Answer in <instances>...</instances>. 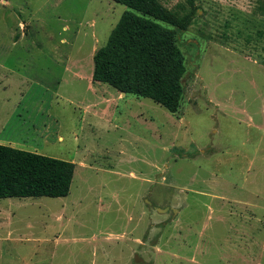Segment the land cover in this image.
Segmentation results:
<instances>
[{
  "label": "rangeland",
  "instance_id": "rangeland-1",
  "mask_svg": "<svg viewBox=\"0 0 264 264\" xmlns=\"http://www.w3.org/2000/svg\"><path fill=\"white\" fill-rule=\"evenodd\" d=\"M158 2L194 9L173 114L92 81L126 6L0 0V145L75 165L0 199V264H264V0Z\"/></svg>",
  "mask_w": 264,
  "mask_h": 264
},
{
  "label": "trees",
  "instance_id": "trees-1",
  "mask_svg": "<svg viewBox=\"0 0 264 264\" xmlns=\"http://www.w3.org/2000/svg\"><path fill=\"white\" fill-rule=\"evenodd\" d=\"M110 1L130 11L121 15L106 44L93 54L92 81L175 113L186 73L176 30L186 31L194 9L178 18L158 0ZM74 169L71 162L0 145V199L64 198Z\"/></svg>",
  "mask_w": 264,
  "mask_h": 264
},
{
  "label": "bare ground",
  "instance_id": "bare-ground-1",
  "mask_svg": "<svg viewBox=\"0 0 264 264\" xmlns=\"http://www.w3.org/2000/svg\"><path fill=\"white\" fill-rule=\"evenodd\" d=\"M121 95H124L123 93H121Z\"/></svg>",
  "mask_w": 264,
  "mask_h": 264
}]
</instances>
